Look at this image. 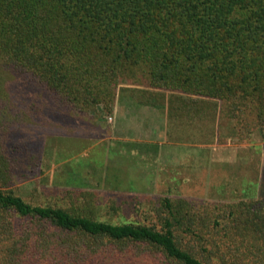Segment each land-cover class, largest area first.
<instances>
[{
    "label": "trees",
    "instance_id": "1",
    "mask_svg": "<svg viewBox=\"0 0 264 264\" xmlns=\"http://www.w3.org/2000/svg\"><path fill=\"white\" fill-rule=\"evenodd\" d=\"M6 57L0 101L20 71L83 110H111L126 83L174 124L215 112L243 140H264V0H0ZM47 109L27 108L24 149L52 131ZM3 153L0 145V264H264V176L248 200H139L138 218L115 223L28 202L10 189L20 158Z\"/></svg>",
    "mask_w": 264,
    "mask_h": 264
},
{
    "label": "rangeland",
    "instance_id": "2",
    "mask_svg": "<svg viewBox=\"0 0 264 264\" xmlns=\"http://www.w3.org/2000/svg\"><path fill=\"white\" fill-rule=\"evenodd\" d=\"M10 79V94L0 101V145L8 159L21 160L12 170L10 189L28 202L59 203L121 223L138 218L139 200L146 208L165 196L229 204L258 194L264 140L257 133L243 140L233 131L234 121L220 113L191 126L170 121L165 142L155 149L156 139L119 140L112 129L117 98L122 93L140 97L134 85L122 84L111 110L102 102L83 110L27 80L22 71ZM32 105L48 108L52 131L24 149ZM76 193L81 197L68 204V196ZM63 194L66 198L59 199Z\"/></svg>",
    "mask_w": 264,
    "mask_h": 264
},
{
    "label": "crops",
    "instance_id": "3",
    "mask_svg": "<svg viewBox=\"0 0 264 264\" xmlns=\"http://www.w3.org/2000/svg\"><path fill=\"white\" fill-rule=\"evenodd\" d=\"M169 123L165 110L160 106L143 104L126 93H122L117 98L112 129L116 135L118 134L117 139L119 140L130 139L136 142L133 137H138L140 139L138 142L145 140L148 143L150 138L156 139L153 146L155 149H161L162 141L166 139L165 131L166 129L167 133L169 131L167 128ZM188 123H193V121Z\"/></svg>",
    "mask_w": 264,
    "mask_h": 264
}]
</instances>
